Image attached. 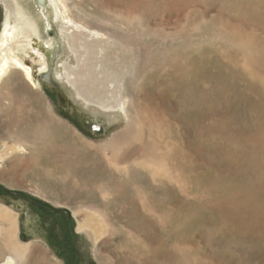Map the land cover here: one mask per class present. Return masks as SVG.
Returning a JSON list of instances; mask_svg holds the SVG:
<instances>
[{"label": "rangeland", "instance_id": "obj_1", "mask_svg": "<svg viewBox=\"0 0 264 264\" xmlns=\"http://www.w3.org/2000/svg\"><path fill=\"white\" fill-rule=\"evenodd\" d=\"M67 1L74 16L106 27L120 42L129 35L146 37L143 43L129 37L131 42H124L128 52L138 48L154 54L131 55L133 65L124 70L125 64L117 59L119 43L83 40L85 47L71 49L59 40V53L51 56L53 63L46 58L45 72L58 67L61 74H68L64 81L53 80L68 101L59 104L36 73L34 83L47 108L80 133L77 144L87 139L97 145L126 129L128 119L118 109L108 123L88 113L90 107L74 97L83 93L95 100L107 89H117L124 77L125 93L141 105L128 109L139 118V127L131 122L139 135L121 150L125 153L119 158L126 160L92 157L93 149L88 150V157L79 161H91L92 168L80 178H94V186L84 192L72 185L73 168L63 171V163L44 161L42 175L36 174L42 182L55 174L53 164L69 183L58 185L57 195L50 194L58 204L32 193L28 183L17 189L0 182V204L13 208L19 219V242L31 241L42 248L44 255L36 264H129L130 255L147 264H264V0ZM4 18L0 5V29ZM147 26L154 39L147 38ZM259 58L256 66L253 60ZM84 64L105 67L111 88L94 79L93 71L84 73L78 67ZM25 86L11 89L13 97L7 102L21 103L15 104L16 112L26 109V115L12 114L16 123L36 117L47 122L45 102ZM0 109L5 110L1 105ZM86 118H92L102 133L81 127ZM3 129L0 124V132ZM63 135L56 147L67 150L75 137L70 131ZM8 162L1 172L9 169ZM124 167L127 175L119 173ZM49 182L46 188L52 187ZM97 187L106 190V202ZM78 206H95L102 218L104 211L115 228V235L99 241L96 253L87 235L77 231L82 216L73 213ZM108 221L104 220V235L111 228ZM40 252L31 251L25 264H33L32 254ZM4 256L0 249V263Z\"/></svg>", "mask_w": 264, "mask_h": 264}, {"label": "bare ground", "instance_id": "obj_2", "mask_svg": "<svg viewBox=\"0 0 264 264\" xmlns=\"http://www.w3.org/2000/svg\"><path fill=\"white\" fill-rule=\"evenodd\" d=\"M0 2L4 6L5 14V18L0 29V105L5 109L4 112L2 109H0V124L4 125V129L0 132V170L2 164L8 160L9 162L7 164L10 165L9 169H7L5 172L0 171V182L8 187L17 189L26 188V183H28L29 189L32 193L40 196L42 199H47L50 202L58 204V201L51 197L50 194L54 195L56 193L57 195L58 185L65 187L69 186V183H66L67 181L65 182L60 178V175L58 174L59 168L53 164H51L53 168L51 169L53 173L55 172V174H50L47 176L50 180L46 179L42 182V180L39 179L42 176L38 178L36 174L42 175L41 172L43 166H45L44 161L46 163H63V167L59 166L60 169H63V171L69 167L73 168L75 175H70L75 177L74 179L76 180L72 185L73 187H77L78 190L84 192L85 187H93L94 185L92 183L94 178L90 180H82L80 178V176L88 173V171L92 168V162H80L79 160L86 158L85 156L88 157V150L91 149H93L92 157H108L111 161H116L118 159L126 160V157L119 158L121 153H125V151L121 152V150L126 144L132 142L130 138L138 137V127L140 126L138 124L139 118L133 117L132 110L129 111L128 109H137L141 107V105L137 104V101L134 98L125 93V88L127 87L126 84H128V81L124 77L121 79L117 89L113 88L111 91L107 89L106 95L101 94L95 100H91L89 95L83 93L74 97V99L76 98V101L90 107L88 113L95 116H102L108 121V123L115 120L116 116L118 115V109L123 114H125L128 119V127L116 134L117 136L114 135L112 138L106 139L97 145L87 139L82 141L83 144H77V141H79L82 136L78 131L75 130V128H70L66 122L61 119H57L52 110L50 111L51 107L50 109L47 108L48 103H46V101L42 98L43 93L41 94V92L38 91V85L34 83V75L38 73L40 82L45 84V86H47L49 89H53L49 86L50 82H52L58 88L59 86H57L55 83H58V78L62 81L66 79L68 74H61L60 68L58 67L55 69V71L50 69L52 75L50 71L45 72L48 67L46 58L51 59L53 63L54 58L51 56H56L59 53V47L57 48V42L59 40H62V43L65 46L69 45L71 49H75L76 47H85L86 45H82L81 43L83 40L89 41L92 44H102L110 40V43L113 46L119 43L118 45L120 46L121 50L118 53L117 59L121 60L125 64L124 70H126L128 66L133 65L132 61L130 60L131 55L136 54L143 58L148 55H153L154 52L151 49L144 50L138 48L130 49L128 52L126 46H124V42H126L127 39L129 40V37L135 41L133 43H143L146 37L143 34L139 36L129 35L124 37L120 42V39L116 33L107 32L106 27H94L84 19L74 16L70 3H68L67 0H44L43 6L36 3V0H0ZM32 7L34 8V11L31 10ZM40 33H42L44 36H39ZM64 34H67V36H64ZM146 34H148L147 38L154 39L155 34L148 26L146 28ZM32 36L34 37L31 38ZM129 41L131 42V40ZM157 43L164 47V44L159 42ZM259 60H261V58L253 60L256 62V66H260L257 63ZM150 65L151 60L150 64L145 66V69ZM78 67L80 69H85L84 73L86 74H90V71H93L92 76L94 79L95 77L99 78L102 85L108 84V88H111L112 84H110L109 77L106 76L107 69L105 67L96 69L87 64L78 65ZM45 75L49 76V81L44 79ZM13 78H15L17 82L14 83L12 81ZM20 83L25 84V87L29 88L33 92H37L36 94L39 96L37 97L45 102L46 110L44 108L43 109L47 111H44V114L47 117V122H40L39 118L36 117L35 120H29V123H26V120H22L23 122L21 125L16 123L17 118L12 116V114L16 112L14 106L17 102L13 103V101H11V106H9L7 102L9 101V96L13 97L11 89L18 87ZM19 89L24 88L21 87ZM19 89L17 88V90ZM55 92L56 91H53V93L51 92L53 96L55 95ZM59 96H61V98L64 96L61 90H59ZM54 97L56 98V95ZM80 98H82V100ZM13 99L15 101V98ZM64 100L66 101L67 99ZM70 100H72V98H70ZM20 104V102L17 103V105ZM22 108L23 107L20 108L18 106V109ZM26 113V109L17 111L16 116L26 115ZM128 114L133 118L130 119ZM12 119L14 120L13 124L11 125L10 121H12ZM90 120L92 121V118ZM131 122L137 124L138 127L136 125L131 127ZM101 130L102 128L100 126L97 124H92L90 129L87 131L100 134L102 133ZM66 131L73 133V136L75 137V144L70 143V147H68L67 150L58 149L56 146H58V142L64 140L65 135H63V132ZM152 154H154V152ZM262 156V159L264 160V155ZM108 163L111 162L108 161ZM137 165L135 166L137 167ZM124 169L125 170H121L119 173L127 175V168L124 167ZM260 173L261 172H259V174ZM15 178H18L17 180L19 181L15 182ZM48 181L52 182L50 184L52 187L48 186V188H46V182ZM68 190H70V188ZM95 191L99 193L100 197L103 199V203L106 202V190L97 187ZM58 196L60 195L58 194ZM75 209L76 211H74L73 215L82 216V218L79 219L77 223V231H83L84 234L87 235L89 241L93 243L95 247L94 253H96L99 241L106 237L110 238L111 236L115 235V228L111 226L104 211H101L104 214V217L102 218L95 206H78ZM13 211H15L13 208L9 209L5 205L0 204V249L5 254L0 264H25L31 251L33 252L35 250H41L38 255L32 254L33 257H36L33 264H36L37 260L40 259L42 255H44V251L41 247L37 246V244L32 243L31 241L24 244L19 242L20 233L17 227L19 219ZM104 220H107L111 226L106 235L101 233L106 228ZM127 260L129 264H147V261L141 260L133 255H130Z\"/></svg>", "mask_w": 264, "mask_h": 264}, {"label": "water", "instance_id": "obj_3", "mask_svg": "<svg viewBox=\"0 0 264 264\" xmlns=\"http://www.w3.org/2000/svg\"><path fill=\"white\" fill-rule=\"evenodd\" d=\"M36 3H38L41 6H43L44 5V0H36ZM44 77H45L44 79L49 81V76L48 75H45ZM49 86L53 88V89H51L52 91H56L55 92L56 98H57L59 104L62 105V103L64 102V99H63V97L61 98V96H59V89L52 82L49 83ZM86 121L87 122H86L84 128H85V130H88L91 127L92 121L90 119H87V118H86Z\"/></svg>", "mask_w": 264, "mask_h": 264}, {"label": "flooded vegetation", "instance_id": "obj_4", "mask_svg": "<svg viewBox=\"0 0 264 264\" xmlns=\"http://www.w3.org/2000/svg\"><path fill=\"white\" fill-rule=\"evenodd\" d=\"M0 5L2 6V9H3V11H4V6H3V4H2L1 2H0ZM54 96H55V95H54ZM56 99H57V98H56ZM84 126H85V124H84ZM84 126L82 125L81 127L84 128ZM35 203H36V202H35ZM37 204H38V203H37ZM39 207L41 208V207H43V206H42L41 204H39ZM44 207H45V206H44ZM44 207H43V208H44ZM61 214H63V213H62V212L58 213V217H59V219H60V215H61ZM64 221L67 222L66 219H64Z\"/></svg>", "mask_w": 264, "mask_h": 264}]
</instances>
